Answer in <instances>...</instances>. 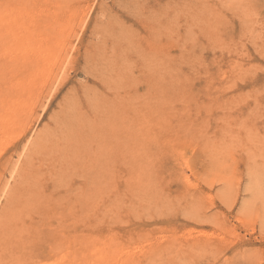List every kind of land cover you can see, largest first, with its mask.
<instances>
[{"label": "rangeland", "instance_id": "rangeland-1", "mask_svg": "<svg viewBox=\"0 0 264 264\" xmlns=\"http://www.w3.org/2000/svg\"><path fill=\"white\" fill-rule=\"evenodd\" d=\"M69 1L0 0V63L30 79L10 95L0 73L21 122L0 130V264H264L260 13L149 0L177 22L153 42L139 0Z\"/></svg>", "mask_w": 264, "mask_h": 264}, {"label": "bare ground", "instance_id": "bare-ground-1", "mask_svg": "<svg viewBox=\"0 0 264 264\" xmlns=\"http://www.w3.org/2000/svg\"><path fill=\"white\" fill-rule=\"evenodd\" d=\"M63 1V0H62ZM64 1H67V0H64ZM71 1V0H70ZM69 1V2H70ZM15 13V12H14ZM58 13H60V11L58 12ZM63 13H64V11H63ZM53 14V13H52ZM61 16H62V13H61ZM63 16H64V14H63ZM55 17V16H54ZM58 17V16H57ZM207 17H208V15H207ZM52 18H53V15H52ZM54 19V18H53ZM56 19V18H55ZM55 19H54V21L53 22H56L55 21ZM58 20H59V17L57 18ZM56 19V20H57ZM62 19H66V18H62ZM72 20H73V18H71ZM71 19H70V21H71ZM57 20V21H58ZM27 21V20H26ZM60 21V20H59ZM65 21V20H64ZM69 21V22H70ZM66 22V21H65ZM62 23H63V20H62ZM59 24V25H58ZM58 26L60 27V29H61V27H64V26H62V24H61V26H60V23L58 22ZM212 24V23H211ZM31 25V24H30ZM33 26V25H32ZM45 26V25H44ZM58 26H56V27H58ZM66 26H67V24H66ZM71 26V25H70ZM55 27V28H56ZM58 27V28H59ZM67 27H69V26H67ZM80 28V27H79ZM12 29V28H11ZM11 29L9 30V31H11ZM13 30V29H12ZM64 30V29H63ZM70 30H71V28H70ZM205 30V29H204ZM24 31V30H23ZM53 31V30H52ZM27 32V31H26ZM66 32H68V30L66 29ZM71 32H73V31H71ZM176 32V31H175ZM5 33V32H4ZM13 33V32H12ZM12 33H10V34H12ZM18 33V32H17ZM42 33H45V31L44 32H42ZM76 33V32H75ZM14 34H16V33H14ZM35 34V33H34ZM168 34V33H167ZM17 35V34H16ZM63 36V35H62ZM155 36V35H154ZM153 36V37H154ZM169 36V35H168ZM16 37V36H15ZM64 37V36H63ZM10 38V37H9ZM170 38V37H169ZM36 39V38H35ZM74 39V38H73ZM153 39V38H152ZM155 39V38H154ZM11 40H12V38H11ZM17 40V39H16ZM41 40V39H40ZM170 40V39H169ZM42 42H43V40H41ZM151 41V40H150ZM153 41V40H152ZM68 42V41H67ZM154 42V41H153ZM157 42V41H156ZM155 42V43H156ZM21 43V42H20ZM1 44V43H0ZM66 44V43H65ZM60 46H62L61 44H58V48H61ZM71 46V45H70ZM73 46V45H72ZM14 48V46L11 48V49H13ZM68 48V47H67ZM4 49H6V48H4ZM3 49V50H4ZM21 49H23V48H21ZM33 49V48H32ZM31 49V50H32ZM23 51H25V50H22V53H23ZM67 51V50H66ZM14 52V51H13ZM19 53L21 52L20 50L18 51ZM44 53V52H43ZM4 54V53H3ZM2 54V55H3ZM6 54V53H5ZM21 54V53H20ZM24 54H27V53H25L24 52ZM14 55V54H13ZM67 55V54H66ZM5 56V55H4ZM10 56V55H9ZM37 56V55H36ZM35 58V57H34ZM42 58V57H41ZM171 58V57H170ZM30 59V58H29ZM50 59V58H49ZM8 60V62H6V61ZM33 60V59H32ZM66 60V59H65ZM10 61H12V60H9V59H4V62L3 63H0V73L1 74H3L6 70H9V77H8V79H7V82H6V85H7V87L10 89V91H11V94L10 95H19V92L18 91H20V90H22L24 87L26 88V87H28V85L30 86V84H29V81H30V79L29 80H26V79H24V78H20L18 75H16L17 73L16 72H19V71H21L22 69V67H24V66H21V68H14V65L12 64L11 65V63H10ZM55 60H53V62H54ZM12 63H15L14 61H12ZM52 63V62H51ZM66 63V62H65ZM40 64V63H39ZM44 64V63H43ZM27 66H28V68L26 69L27 70V72L29 73H31V71L34 69V68H36V67H34L32 64H31V62L30 63H27L26 64ZM40 67H42V69H38V68H36V71H37V73L39 74V72L38 71H41L42 70V74H43V76H44V73L45 72H47L46 70L47 69H49V65H44V66H40ZM54 67V66H53ZM16 69V70H15ZM38 69V70H37ZM35 72V71H34ZM167 73H168V71H167ZM5 74V73H4ZM36 74V73H35ZM169 74V73H168ZM20 75V74H19ZM40 75V74H39ZM166 75V74H165ZM29 76V75H28ZM32 76V75H31ZM35 76V75H34ZM33 76V78H36V77H34ZM37 76V75H36ZM5 80V79H4ZM9 80V81H8ZM39 80H41V79H39ZM42 80H44V79H42ZM41 80V81H42ZM6 81V80H5ZM37 81V80H36ZM35 81V82H36ZM42 82H44V81H42ZM28 83V84H27ZM40 84V83H39ZM43 85V83L41 84V86ZM5 88V87H4ZM32 88V87H31ZM38 88H39V86H38ZM32 90V89H31ZM12 92H15V93H12ZM30 92V91H29ZM27 93V92H26ZM9 94V93H8ZM1 95V94H0ZM21 95H22V92H21ZM27 95V94H26ZM1 100V99H0ZM19 100V99H18ZM1 102V101H0ZM12 102V101H11ZM30 103V102H29ZM11 104V103H10ZM21 104V103H20ZM0 105H2V104H0ZM24 106V105H23ZM1 107V106H0ZM5 107H7V106H5ZM18 107H20V106H18ZM22 108V107H21ZM45 109V108H44ZM5 110V109H4ZM30 110V109H29ZM6 111V110H5ZM14 111H17V107H16V104L14 105V104H11V112H13V119H2L1 118V116H0V130H1V132H2V130L3 129H7V128H9V127H13V125L14 126H16V125H18V124H20L19 122H17V120H16V118H15V115L14 114H16V112H14ZM3 112V111H2ZM8 112V111H7ZM6 112V113H7ZM10 112V111H9ZM26 112H27V110H26ZM31 112V111H30ZM5 113V114H6ZM9 114H11V113H9ZM4 116V115H3ZM5 117V116H4ZM24 126V125H23ZM17 128H20V125H18L17 126ZM49 129V128H48ZM47 132V131H46ZM3 133V132H2ZM17 133V132H16ZM43 133V132H42ZM6 135V134H5ZM15 135V134H14ZM39 135H41V134H39ZM44 135V133L42 134V137H45V135ZM47 135V134H46ZM2 136V135H1ZM32 136V135H31ZM5 137V136H4ZM10 137V136H9ZM12 137H14V136H12ZM11 137V138H12ZM16 137V136H15ZM38 137V136H37ZM2 139V138H1ZM8 139V138H7ZM37 139V138H36ZM38 139L40 140V141H42L43 139L41 138H39L38 137ZM6 140V139H5ZM39 141V142H40ZM6 142H7V140H6ZM9 142V141H8ZM2 142L0 141V144H1ZM32 143V142H31ZM3 144H4V142H3ZM27 144V143H26ZM29 144V143H28ZM40 143H38L37 145H39ZM5 145H8V144H5ZM4 145V146H5ZM35 145V144H34ZM40 146V145H39ZM6 147V146H5ZM31 148V147H30ZM0 149H2L1 147H0ZM33 148H31V150H32ZM36 149V148H35ZM25 150V149H24ZM23 150V151H24ZM27 150V149H26ZM22 151V152H23ZM25 153V152H24ZM31 153H32V151H31ZM33 154V153H32ZM37 154V153H36ZM44 154V153H43ZM23 155V154H22ZM28 155V153L26 154V156ZM20 156H21V154H20ZM38 156V155H37ZM50 157V156H49ZM20 158V157H19ZM26 158V157H25ZM37 162V161H36ZM15 164H17V163H15ZM25 164V163H24ZM8 165V164H7ZM14 166V165H13ZM12 166V167H13ZM18 166V165H17ZM14 169H16V167L14 168ZM19 169V168H18ZM17 170V169H16ZM15 171V170H14ZM8 172V171H7ZM13 173V172H12ZM12 173H11V176H10V178H12ZM17 173H19V172H17ZM17 175V174H16ZM23 175V174H22ZM25 175H26V173H25ZM15 176V175H14ZM18 176V175H17ZM1 177H2V175H1ZM0 177V178H1ZM18 178V177H17ZM6 179V178H5ZM4 180V179H3ZM7 180V179H6ZM11 180V179H10ZM13 180H15V179H13ZM20 180H21V178H20ZM18 181V180H17ZM5 182V181H4ZM13 182V181H12ZM18 183H21L22 184V182H18ZM0 184H1V181H0ZM8 184H9V181H6L5 183H4V185H3V189H1V193L3 192V193H5V190H7L8 189ZM14 184H15V182H14ZM29 184V183H28ZM28 184H27V186H28ZM12 185V184H11ZM13 186V185H12ZM11 186V187H12ZM16 186H17V184H16ZM24 186V185H23ZM22 186V187H23ZM26 186V185H25ZM14 188H15V186H14ZM13 189V188H12ZM16 189V188H15ZM3 190V191H2ZM11 190V189H10ZM8 191V190H7ZM6 191V192H7ZM13 191H14V189L12 190V192L10 193L11 195H12V193H13ZM21 191V190H20ZM0 193V194H1ZM2 193V194H3ZM8 193V192H7ZM14 194V193H13ZM18 196V195H17ZM21 197H22V195H20ZM7 197H9V196H5V197H3V195L0 197V198H6L7 199ZM21 197H19V198H21ZM10 198H11V196H10ZM13 199L15 198V196H13L12 197ZM18 198V197H17ZM16 198V199H17ZM5 199V200H6ZM15 199V200H16ZM24 199V198H23ZM7 200H10L9 198L7 199ZM25 200V199H24ZM7 202V201H6ZM5 203V202H4ZM17 203H19V202H17ZM11 204H13V203H11ZM10 203H9V205H8V207L11 205ZM15 204V203H14ZM6 205H7V203H6ZM23 205V204H22ZM11 206H13V205H11ZM10 206V207H11ZM12 208V207H11ZM29 209L28 210H30V208L31 207H28ZM3 209V208H2ZM23 209V211L25 210L24 208H21V210ZM27 209V208H26ZM7 210H8V214H10L9 213V208H7ZM7 210H6V212H7ZM17 211V210H16ZM26 212H27V210L25 211V214H26ZM4 213V215L6 214L5 212H3ZM12 213V212H11ZM17 213H18V211H17ZM13 214V213H12ZM11 214V215H12ZM10 215V217L12 218V216ZM15 215V214H14ZM18 215V214H17ZM1 216V215H0ZM5 216H7V215H5ZM22 216V215H21ZM15 217V216H14ZM14 217H13V221H14ZM18 217H19V215H18ZM2 218V217H1ZM16 218V217H15ZM4 219L5 218H3V221H4ZM1 220V219H0ZM7 221V220H6ZM18 221V220H17ZM1 222H2V220H1ZM25 222V221H24ZM4 224H5V222H4ZM7 229V228H6Z\"/></svg>", "mask_w": 264, "mask_h": 264}, {"label": "snow or ice", "instance_id": "snow-or-ice-1", "mask_svg": "<svg viewBox=\"0 0 264 264\" xmlns=\"http://www.w3.org/2000/svg\"><path fill=\"white\" fill-rule=\"evenodd\" d=\"M86 7L95 8L97 6L89 3ZM228 7H246L253 12L258 11L261 19H264V0H250L247 5H228ZM137 8L139 9L138 20L141 26V34L149 40H152L153 36L157 33H159L162 38L166 32H175L177 22L170 15L156 9L149 0H139ZM85 15H94V13L85 12ZM229 19H232L233 23H235L232 17H229ZM113 40L115 46V41L118 40V36L114 35ZM97 87H99V85H97ZM260 122L264 124V113L261 115ZM0 157L7 159L8 151H0ZM261 231H264V225L261 226ZM234 251L235 249H233V252Z\"/></svg>", "mask_w": 264, "mask_h": 264}]
</instances>
